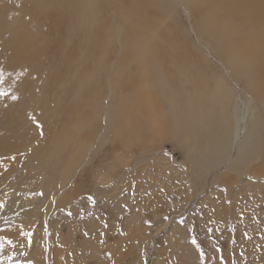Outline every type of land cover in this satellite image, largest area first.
Wrapping results in <instances>:
<instances>
[{
	"label": "rangeland",
	"instance_id": "rangeland-1",
	"mask_svg": "<svg viewBox=\"0 0 264 264\" xmlns=\"http://www.w3.org/2000/svg\"><path fill=\"white\" fill-rule=\"evenodd\" d=\"M24 1L0 0V153L6 154L0 158V204L8 205L0 218V264H264V156L232 167L230 162L240 159L238 148L218 158L214 148H204L221 125L188 121L182 114L175 130L170 132L171 116L159 138L144 142L141 124L128 121L147 113L145 103L136 101L143 95L140 84L135 89L125 84L108 100L114 74L123 80L122 73L133 79L141 72L136 64L141 56L131 47L138 41L154 55L153 93L166 111L157 86L161 76L185 93L181 101L212 91L222 78L242 109L250 95L254 98L246 127L256 123L254 107L264 121V67L256 66L262 63L256 45L264 31L247 29L253 19L264 22V7L257 0H100L101 20L126 29L127 49L136 57L128 70V64L118 66L121 44L104 54L105 40H88L92 49H86L85 38L65 26L66 18L59 19L60 0H34L33 6ZM51 2L54 12L45 17L40 11ZM135 11L158 17L150 28L143 20L132 28ZM14 20L18 24L12 25ZM203 20L211 25L206 28ZM157 26L162 30L154 38ZM22 28L35 45L34 69L15 48L23 39L15 42L13 33ZM235 31L241 39L231 37ZM220 32L227 49L216 47ZM108 106L114 121L102 116ZM185 138L191 145L187 152ZM72 141L87 144L89 158H81L69 188L51 197L61 173L58 166L49 171L56 180L34 199L38 186H22L36 171L32 166L56 145ZM18 189L24 196L12 201L7 193ZM42 193L49 213L38 212L28 200L31 195L35 202Z\"/></svg>",
	"mask_w": 264,
	"mask_h": 264
},
{
	"label": "bare ground",
	"instance_id": "bare-ground-1",
	"mask_svg": "<svg viewBox=\"0 0 264 264\" xmlns=\"http://www.w3.org/2000/svg\"><path fill=\"white\" fill-rule=\"evenodd\" d=\"M46 0H35L37 4H43ZM62 6L60 7L61 14L59 19L66 18L68 20L65 23V26L68 29H73L72 33L79 35V37L85 38L86 49L91 50L92 45L90 41L99 42L105 40L106 47L103 49L104 54H108L110 49L117 43L121 44L123 51L121 54V61L118 66L122 64H128V70H133L136 64H140L142 70L140 73H133V79L130 78L127 74H123V80L119 79L116 74L113 75V81L115 84L111 85L114 89H110V95L108 100H112L114 90L122 88L123 85L127 84L129 89H135L139 85V89L142 90L143 95L139 97L136 101L139 104L145 103V108L147 113L145 117H136L131 118L128 121H136L141 124V129L138 131L142 135L144 142H149L150 137L159 138V135L162 134L163 130L166 127V121H170V117L175 120L174 126L170 128V132L175 130L179 124V115L182 114L183 119L188 121H199L201 123L205 121H213L215 124H220L221 127L216 133V139L210 141L205 139V149L208 150L209 147L214 148L216 153V158L220 155L228 152L229 150L233 151L235 148H238V151H241L240 159L231 161L230 164L232 167L235 166H245L246 164H251L254 160L264 156V121H259V117L255 115L256 108H253L252 119L256 121L255 125L252 128L246 127V121L248 117V106L254 103V98L250 95L249 102L243 104V109L240 106L241 100L234 96L228 87L226 81L221 78L217 82V86L213 88L212 91L199 93L193 92L191 97L186 100L181 101V97L185 94H180L176 88L174 89V84L171 80H168L166 77L159 78L157 80V86L161 93V96L165 100L169 111H166L162 105L159 103L157 96L153 93L155 89L152 87V75L150 67V57H154L151 49H146L143 45L139 44L138 41L131 43V47H136V51L140 54L136 60L133 51H128L127 49V38L124 35L126 29L118 30L117 27L110 20H101V14L103 12L104 3L100 0H60ZM114 3H117L116 0H111ZM120 1V0H119ZM29 6L34 5V0H25L24 1ZM121 2V1H120ZM242 2L241 0H236L235 3ZM257 6L259 8L264 7V0H257ZM44 14L45 17H50L53 10V2L47 5V9L40 11ZM136 17L131 20L128 24H132V28H136L137 25L141 24V21H145L148 24V28L154 25L157 15L154 16L145 14L143 12L135 11ZM128 13L127 16H129ZM73 18V20H70ZM204 26L206 28L211 25L209 20H203ZM18 24L17 20H14L12 25ZM147 28V29H148ZM248 30H262L264 31V22L253 19L250 25L247 27ZM111 30V31H109ZM162 30L161 26H157L153 31V37L157 38ZM243 29H241L242 31ZM241 31H235L231 34L232 38L236 40L241 39ZM13 40L17 42L20 38L23 39L22 43L15 45V48H20L19 56L31 67L34 69V49L35 45L31 42L30 33L22 28L21 30H16L14 33ZM106 34L110 35V41L105 39ZM122 38V40H121ZM218 42L216 47L227 49V44L225 41V34L220 32L217 38ZM264 39H262L257 45L256 50L259 54L262 55V63L256 65L257 67H264ZM121 49V47H120ZM205 59H207L205 57ZM175 70L181 75V80L186 82L185 73L183 69L175 67ZM242 70V67H241ZM243 74L247 75L248 72L242 71ZM264 73V71H263ZM182 87V86H181ZM150 88V89H148ZM171 88V89H170ZM153 90V91H152ZM129 100L133 104V96L130 95ZM121 106H119L120 108ZM138 107L133 104V108ZM141 107V106H140ZM90 111V110H89ZM110 112V113H109ZM243 112V113H242ZM127 116V114H124ZM135 115L134 113L132 114ZM91 116V111L86 117ZM103 118H110L111 121H114L115 114H112L111 107L108 106V112L103 113ZM108 121V122H111ZM191 122H188L186 125H190ZM126 129H124L125 131ZM151 130L153 132H151ZM125 133V132H124ZM113 134L111 130L109 131L105 140ZM177 144L178 140L173 137ZM184 151L187 152L191 150V145L188 138L184 139ZM24 152L29 151V147L23 149ZM16 152H19L18 150ZM69 153L68 159H66V153ZM5 151L0 153V158L5 156ZM228 155L232 156V153H226L225 157ZM70 158V165L68 160ZM81 158H89L88 145L85 143H76L72 141L69 145H56L50 153H47L44 156V160L34 164L32 166L36 171H31L27 174L28 179L23 182L22 186L24 190L33 189L35 186H38V191L32 194V197L35 199L40 191L48 189L51 184L56 179L49 178V171H53L57 166L60 168L59 173L61 177L60 186L56 189H51L49 196L53 194L55 190H64L69 187L67 184H70L75 178V175L79 172L81 168ZM71 188V187H70ZM75 189V188H74ZM22 189L17 191H10L7 193L10 196L11 200H18L19 196H24ZM44 194L37 201L31 200V195L28 200L34 203L38 212L49 213V210L42 207L47 202V199L43 197ZM26 197V196H25ZM23 197V198H25ZM8 210V205L0 204V218H2ZM5 213V214H4ZM4 214V215H3ZM4 224L0 222V230H2ZM38 243L40 242L39 238L36 239Z\"/></svg>",
	"mask_w": 264,
	"mask_h": 264
},
{
	"label": "snow or ice",
	"instance_id": "snow-or-ice-1",
	"mask_svg": "<svg viewBox=\"0 0 264 264\" xmlns=\"http://www.w3.org/2000/svg\"><path fill=\"white\" fill-rule=\"evenodd\" d=\"M0 77H2V73H0ZM0 95H4V93L3 92H0ZM13 99H16V97L13 96ZM38 127H39V125H38ZM193 242L195 243V241H193Z\"/></svg>",
	"mask_w": 264,
	"mask_h": 264
}]
</instances>
